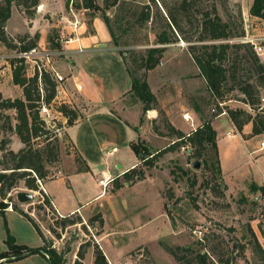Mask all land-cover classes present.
Instances as JSON below:
<instances>
[{
	"label": "rangeland",
	"instance_id": "1",
	"mask_svg": "<svg viewBox=\"0 0 264 264\" xmlns=\"http://www.w3.org/2000/svg\"><path fill=\"white\" fill-rule=\"evenodd\" d=\"M45 1H50L48 7L38 6L35 17L38 16V9L40 13L34 21L14 4L13 16L5 29L7 35L15 38L32 29V35L36 32L40 33V37L46 34L45 38L39 40L38 45L53 47L48 36L55 34L58 42L61 31L69 29L68 19H74L75 16L70 10L71 4L66 7V0ZM96 1L102 3L103 0ZM193 1L186 12H177L179 26L176 28L168 26L165 9L159 1L121 0L118 5L108 10L113 20L116 16H122L120 27L114 24V30L119 34L122 45L115 46L110 37L109 46L119 55L121 51H125L126 55L121 56L130 64L135 75L147 79L150 90L156 96L154 108L151 109L154 112H144L143 103L133 91H128L114 106L117 112L125 115L134 124L133 127L138 132L134 141H140L150 152L157 155L152 166L145 164L139 157L140 164L137 168L145 172L144 179L138 180L136 175L126 178L124 173H120L122 170H113L115 172L111 173L116 179L103 188L98 183L103 173L96 174L90 166L87 171L75 173L80 166L76 157L80 154L67 139L68 123L64 124V128L61 124V129H56L49 138L42 136L33 140L36 147L44 148L47 142L55 138L54 135L57 136L55 141L59 144L58 159L45 163L48 176L46 181L38 182L39 190L26 187L22 181L8 193L5 201L15 203L29 212L37 220L52 247L58 251L69 250L66 255L67 264L74 263L84 242L89 243L86 246L84 264L93 263L94 244L100 246L111 264H178L168 249L177 246H190L194 251L204 249L215 260L232 258L235 254L232 251L235 238L241 237L244 232L248 233V226L254 229L264 248V190L261 189L264 186V151L260 149L264 134L244 140L242 136L249 137L251 125L245 126L248 133L241 135L229 115L214 117L212 108L218 99L210 92L207 81L193 58L195 53L202 51L201 44L213 42L209 39L203 40L208 34L202 23L203 14L215 8L222 19L228 22L231 32L230 38L217 42L248 43L264 62L256 49L260 45L264 46V19L250 13L253 0ZM81 2L82 0H74L73 9L76 16L86 23L88 31L93 33L94 16L90 15V10L76 7ZM166 2L172 5L175 0ZM145 4H150L151 18L147 24L140 26L135 23L134 13L143 10ZM101 14L98 12L96 16L102 17ZM164 30L168 31L173 41L164 45L165 50L158 64L150 70L141 69L139 63L146 56L148 48L162 46L158 43V36ZM98 33L99 39H102L105 31L103 29ZM11 54L13 50L0 41L1 57L9 60L7 57ZM252 55L248 48L240 51L233 49L226 61L227 67L236 66V81L242 84L255 81V73L251 71L250 64ZM61 57L54 58L55 65L64 75H68L71 66L66 60L70 61L73 55L68 52L65 57ZM133 58L137 60L133 61ZM3 59L0 58V64H4ZM9 67L7 74H0V91L3 97H23V88L14 82L13 68ZM28 70V65L23 67L22 72L26 77ZM66 84L76 105L75 91L70 81L66 80ZM231 84L228 82L225 86L227 91L219 100L228 108L242 107L256 114L257 110L242 101L239 87L235 85L231 88ZM261 95H264L263 90ZM69 105L74 108L73 104ZM195 107H200V111L197 112ZM125 108L127 111L123 113ZM78 112L82 114L80 109ZM6 113L11 114L12 122L16 124V111L12 109ZM186 113L192 116L193 124L185 120ZM60 118L58 116L56 123L61 122ZM212 118V126L219 132L217 141L222 165L221 175L206 163V160L211 163L216 158V150L212 147L202 156H198L194 146L188 143L159 154L177 140L169 126L189 134L205 120ZM228 132H231L229 136ZM3 139L7 140L6 147L9 149L18 151L24 146L14 130H1L0 143ZM125 150L131 152L129 146ZM3 154V150H0V158ZM129 156L126 154L123 159L125 165H131L132 159ZM194 161L201 163L200 168L192 166ZM45 183L62 211L68 212L79 207L64 216L78 217L80 222L62 227V217L58 215L55 203L47 195ZM19 191L34 193L35 199L20 202L17 199ZM45 196L49 197L51 207L47 206L49 210L45 208L44 211L39 208V201H44ZM8 197H11V201ZM9 217L11 230L7 217V223L3 216L1 222L4 229L8 228L19 243L30 241L34 246L42 243V238L39 240L37 236L35 239L32 235L30 237L19 212L11 213ZM50 227L56 231H51ZM245 238L250 239L249 235ZM3 246L2 249L6 247ZM254 251L252 245L249 246L246 249V260L239 259L235 263L231 261L230 264H264ZM4 264L49 263L38 253L28 259Z\"/></svg>",
	"mask_w": 264,
	"mask_h": 264
},
{
	"label": "trees",
	"instance_id": "2",
	"mask_svg": "<svg viewBox=\"0 0 264 264\" xmlns=\"http://www.w3.org/2000/svg\"><path fill=\"white\" fill-rule=\"evenodd\" d=\"M70 1L71 0H66L65 2L67 8L69 7ZM120 1L121 0H103L102 3H99L96 0H82L80 4H76V7L78 8L83 7L90 10L91 16L95 17L98 12L102 13L101 15L115 46L122 45L119 41V34L114 30V24H118L120 27L122 16H120V18L116 16L113 20L110 14H108V10L118 5ZM153 1H159L163 6L168 26L174 28L179 26L177 12H186L194 2L193 0H175L172 5H169L166 0ZM14 4H16L27 17L34 18L36 15V8L40 5V0H0V41L10 50L28 51L38 46L40 33L36 32L32 35L30 32H25L24 34H19L15 38L7 35L5 30L6 24L12 16V7ZM250 13L264 19V0H253L250 7ZM134 16H136L135 23L140 26L147 24L151 18L150 4H145L143 10L138 13L135 12ZM203 16V29L207 32L206 34H208L203 40L209 39L213 42L201 44L200 47L202 48V51L195 53L193 58L198 65L201 74L205 77L210 92L219 99V97H222L227 91L225 86L228 82L232 83L231 88L235 87V85L239 87V90L242 93V101L250 108L257 110V113L253 114L246 108L242 107L235 109L228 108L230 120L234 124L235 129L243 135L245 126L249 124H251L249 137L264 134V108L260 109L262 96L261 90L264 91V62L260 60L257 54L253 51L252 46L248 43L231 44L229 42H217L230 38L231 32H229L228 22L222 19V17L216 12L215 8L211 11L205 12ZM54 35H49L48 41L53 47H59L60 44L56 42V36ZM172 41L173 40L170 38L168 31H162L158 36V43L162 44V46L148 48L146 56L141 58L139 67L145 70L152 69L159 63L165 50L164 45ZM243 48H248L253 54L250 58V64L251 71L255 73V81H247L244 82V84L236 81V66L232 65L230 68L226 66L230 50L235 49L236 51H240ZM120 53L123 56L126 55L125 51H121ZM136 60V58H133V61ZM127 64L132 80L131 89L129 91H133V94L143 103L144 112L153 109L154 103L156 102V96L150 90L147 79L135 75L130 64ZM23 67L24 65L20 64L13 68L14 82L22 86L23 97H3L0 92V131L14 130L24 143V146L18 151L7 148V140L3 139L0 143V150H3L4 152V156L0 158V215L4 217L7 223L5 212L10 204H12L14 210L20 212L33 224L42 238L43 245L40 247H32L27 244L19 243L16 240V237L7 228V236L4 240L6 247L0 251V264L21 260L36 253L43 255L48 260L49 264H67L68 260L66 255L69 250L58 251L55 247H52L51 242L41 230L37 220L31 216L29 212L19 208L15 203L5 201L8 193L11 192L13 188L19 186L22 181L26 187L33 190H39V180L42 182L46 181L48 176V170L45 163L55 161L59 156V144L55 141L57 136L54 135L55 138L47 142L44 148H41L40 146L36 147L33 142L34 139L42 136L49 138L55 133L56 129L62 127V123L59 121L60 123H56L54 128H49L39 115L41 87L44 90V101L49 104L56 95V83L46 71H43L42 73L41 84L39 83L38 75H35L32 78H27L23 75ZM58 108L62 111L64 116L67 117L68 125H72L79 117L77 110L69 104L62 103ZM12 109L17 113L16 124H13L11 114L6 113L7 110ZM195 110L199 112L200 107H195ZM216 116H218V113L214 114V117ZM212 121L213 118L205 120L201 126L197 127L189 135L174 126H169L172 132L177 136V140L169 145L168 148L159 152V154L174 150L181 144L190 143L194 146L196 154L202 156L209 147H212L216 150V158H214L211 163H209V160H206V163L211 165L214 171L221 175L222 165L218 153L217 131L212 126ZM57 124L60 126H57ZM246 138H248V136ZM131 147L135 153L141 157V160L144 161L145 164L148 166L154 165L157 155L150 152L147 146L143 145L140 141H132ZM76 161L80 164L77 172L89 170L88 164L81 155L76 157ZM134 175L137 176L138 180L145 178V172L141 169L139 170L137 166L124 172L126 178H131ZM261 189L264 190V186H262ZM8 200L11 201V197H8ZM44 203L46 206L51 207L49 197L45 196ZM39 208L45 211V205L40 201ZM77 219L80 218L63 216L60 223L62 227H66L80 222V220L78 221ZM50 230L53 232L56 231V229L52 227H50ZM234 230L235 228L233 231ZM246 231H248L249 234L244 232L245 234L243 233L241 237L235 238L236 240L233 244L232 250L235 254L232 258H220L215 260L211 257V254L208 251H205L204 249L194 251L190 246L169 247L168 249L175 256L178 264H230L231 261L235 263L239 259L246 260V249L252 245V249L255 250L254 252H256L257 257L264 261V248L254 229L251 226H248ZM246 235H249V240H245ZM88 245L89 243L86 242L81 244L78 250V256L73 264H84L87 251L86 246ZM92 264H111L98 244H94V260Z\"/></svg>",
	"mask_w": 264,
	"mask_h": 264
},
{
	"label": "crops",
	"instance_id": "3",
	"mask_svg": "<svg viewBox=\"0 0 264 264\" xmlns=\"http://www.w3.org/2000/svg\"><path fill=\"white\" fill-rule=\"evenodd\" d=\"M49 2L50 1L40 0L39 6L48 7ZM83 9L85 10L86 8ZM39 11L38 9V16L40 13ZM38 16L30 18V20L34 21ZM10 19L7 21L6 27H8ZM92 25L94 27L93 33L88 31L86 23L83 21L78 31L80 40L72 43L68 50V52L73 55V58L70 61L66 60V63L69 62L71 67L70 72L65 76L66 80L70 81L75 91L77 98L75 101L76 105H74L71 97L72 93L67 84L66 90L69 101L72 102L77 112L80 109L82 114L78 112V119L75 120L72 125L66 127V136L68 141L77 149V152L85 159L88 166L95 170L96 174H104L108 171L117 172L118 169L122 170L120 173H124L140 164L139 156L131 147V142L136 140L138 132L135 130V127H133L134 124L129 121L130 119H127L125 115L117 112L114 106L117 105L131 89L132 80L126 60L121 55L117 54L114 48L109 46L111 36L104 19L101 16H95L93 17ZM103 29L105 31L104 37L99 39L98 32ZM27 32L33 33L32 29ZM45 37L46 34H42L40 39L42 40V38ZM78 46L82 47L83 51H79L77 49ZM1 56L2 55H0V58L3 59ZM65 56L66 54L61 58ZM9 69V65L4 60V64H0V74H7ZM0 92L2 93V91ZM80 99L82 102H78ZM125 111H127L126 108L122 112L125 113ZM148 111L154 112L155 110ZM216 131L219 139V132L218 130ZM243 133H248L246 128L243 130ZM242 138L246 140L250 137L245 139L242 136ZM217 143L219 145L218 141ZM126 146H129L131 152L128 153V150H125ZM122 152L124 153L122 154ZM126 154L127 156L130 155V160L132 159L131 165H125L124 163L125 161L123 159ZM74 172L81 173L77 171ZM45 188L47 195L53 200L56 208L61 214L72 213L79 208L75 207L68 212L62 211L47 189L46 183ZM16 212L18 211L14 210L13 207H8L6 209L5 215L8 220V227L10 225L9 215ZM1 217L0 215V251L3 250V245H5L4 240L7 236V230L3 227ZM19 217L22 223L26 225L30 237L32 235L35 239L37 236L40 240L41 237L33 224L20 212ZM23 244L32 247H40L43 241L36 246L31 244L30 241H26ZM34 255H38V253ZM32 256L33 254L24 259H28Z\"/></svg>",
	"mask_w": 264,
	"mask_h": 264
},
{
	"label": "built area",
	"instance_id": "4",
	"mask_svg": "<svg viewBox=\"0 0 264 264\" xmlns=\"http://www.w3.org/2000/svg\"><path fill=\"white\" fill-rule=\"evenodd\" d=\"M73 1L71 0L70 4V10L73 12V15L75 16L74 19H68V27L66 31H61L59 34V37L57 38L58 43L61 44V47H50L46 45H38L28 51H13V54L11 56L9 55L7 58L9 60H6V63L11 66L12 68L16 67L17 65L23 64L24 66H29V72H27V78H32L35 75H38L39 83L41 84L42 80V73L43 71H46L50 74L51 78L56 83V95L51 103H46L44 101V90L41 87V102L39 106V115L44 120L46 125L49 128H54L56 126V119H58V116H61L60 120L63 124H67V117L64 116L62 111L59 110L58 106L62 103L66 104H72L71 101H69L68 93L66 90V76L59 71V69L55 65L54 58L60 57L68 53V49H70V46L72 43L77 42L80 40L79 37V27L82 25L83 21L79 19L76 16V13L73 9ZM63 42V43H62ZM79 51H83V48L78 46L77 48ZM257 53L264 59V46H258ZM14 61V63H13ZM32 70V73L30 72ZM26 75V74H25ZM55 105L57 107H55ZM264 108V95L261 96V104L260 109ZM212 111L214 113H218V116L228 115V107L225 106V103L223 101H220L218 99L217 103L213 106ZM186 121H190L193 124L192 116L189 113H186L184 115ZM59 128L58 130H60ZM196 128H194L195 130ZM193 131V130H192ZM190 134V133H189ZM187 133V135H189ZM231 132H228V135H230ZM190 144V143H188ZM187 144V145H188ZM260 149L264 151V141L260 144ZM116 179V176L113 175L111 172H107L105 175L98 179L99 185H101L103 188L108 187L114 180ZM41 183V181L39 180ZM44 204V201L41 200ZM45 205V208L49 210V208ZM12 207V206H9ZM58 215L63 217L64 214H61L58 210Z\"/></svg>",
	"mask_w": 264,
	"mask_h": 264
},
{
	"label": "water",
	"instance_id": "5",
	"mask_svg": "<svg viewBox=\"0 0 264 264\" xmlns=\"http://www.w3.org/2000/svg\"><path fill=\"white\" fill-rule=\"evenodd\" d=\"M192 166H194L196 168H200L201 163L199 161H194L192 163ZM17 199L20 202H30V201H33L35 199V194L30 193V192H26V191H19V192H17Z\"/></svg>",
	"mask_w": 264,
	"mask_h": 264
}]
</instances>
